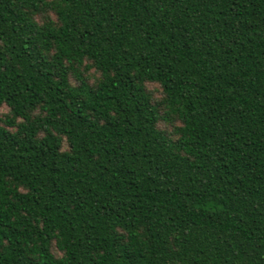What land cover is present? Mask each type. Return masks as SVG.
Segmentation results:
<instances>
[{
	"label": "trees",
	"instance_id": "16d2710c",
	"mask_svg": "<svg viewBox=\"0 0 264 264\" xmlns=\"http://www.w3.org/2000/svg\"><path fill=\"white\" fill-rule=\"evenodd\" d=\"M0 264H264V0H0Z\"/></svg>",
	"mask_w": 264,
	"mask_h": 264
}]
</instances>
